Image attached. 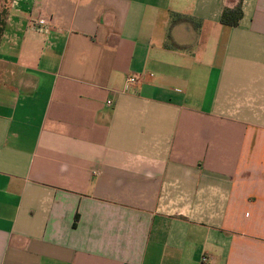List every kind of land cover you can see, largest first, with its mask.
Here are the masks:
<instances>
[{
  "label": "crops",
  "instance_id": "crops-1",
  "mask_svg": "<svg viewBox=\"0 0 264 264\" xmlns=\"http://www.w3.org/2000/svg\"><path fill=\"white\" fill-rule=\"evenodd\" d=\"M204 255L264 264V0H12L0 264Z\"/></svg>",
  "mask_w": 264,
  "mask_h": 264
},
{
  "label": "trees",
  "instance_id": "trees-1",
  "mask_svg": "<svg viewBox=\"0 0 264 264\" xmlns=\"http://www.w3.org/2000/svg\"><path fill=\"white\" fill-rule=\"evenodd\" d=\"M6 4L2 11H0V46L4 36L7 17L11 8L12 0H0ZM8 3V4H7ZM243 18L242 2H239L234 8H225L220 23L229 27H238Z\"/></svg>",
  "mask_w": 264,
  "mask_h": 264
},
{
  "label": "built area",
  "instance_id": "built-area-1",
  "mask_svg": "<svg viewBox=\"0 0 264 264\" xmlns=\"http://www.w3.org/2000/svg\"><path fill=\"white\" fill-rule=\"evenodd\" d=\"M32 27L35 29L37 28L42 33H48L52 30V26L48 20L45 19H37L36 21H31ZM141 81V78L138 75H131L128 76L126 79V87L125 91L129 90L131 87L138 85ZM212 261L210 256L204 255L202 257V263L208 264Z\"/></svg>",
  "mask_w": 264,
  "mask_h": 264
},
{
  "label": "rangeland",
  "instance_id": "rangeland-1",
  "mask_svg": "<svg viewBox=\"0 0 264 264\" xmlns=\"http://www.w3.org/2000/svg\"><path fill=\"white\" fill-rule=\"evenodd\" d=\"M8 4V3H7ZM5 3H4V1H0V11H2L3 10V8L5 7Z\"/></svg>",
  "mask_w": 264,
  "mask_h": 264
}]
</instances>
